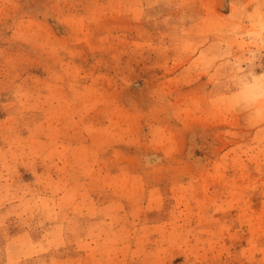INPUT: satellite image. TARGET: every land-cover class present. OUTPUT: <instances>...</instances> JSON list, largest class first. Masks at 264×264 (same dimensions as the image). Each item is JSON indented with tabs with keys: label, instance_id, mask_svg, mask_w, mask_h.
<instances>
[{
	"label": "rangeland",
	"instance_id": "374dc122",
	"mask_svg": "<svg viewBox=\"0 0 264 264\" xmlns=\"http://www.w3.org/2000/svg\"><path fill=\"white\" fill-rule=\"evenodd\" d=\"M0 264H264V0H0Z\"/></svg>",
	"mask_w": 264,
	"mask_h": 264
}]
</instances>
